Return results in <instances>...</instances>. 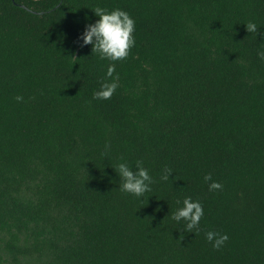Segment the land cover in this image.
Returning a JSON list of instances; mask_svg holds the SVG:
<instances>
[{
  "label": "trees",
  "instance_id": "obj_1",
  "mask_svg": "<svg viewBox=\"0 0 264 264\" xmlns=\"http://www.w3.org/2000/svg\"><path fill=\"white\" fill-rule=\"evenodd\" d=\"M97 6L134 19L124 60L81 45ZM258 48L264 0H0V264H264ZM138 160L142 198L115 171ZM185 196L204 207L191 232L171 218Z\"/></svg>",
  "mask_w": 264,
  "mask_h": 264
},
{
  "label": "clouds",
  "instance_id": "obj_2",
  "mask_svg": "<svg viewBox=\"0 0 264 264\" xmlns=\"http://www.w3.org/2000/svg\"><path fill=\"white\" fill-rule=\"evenodd\" d=\"M94 15L98 17L94 22L86 24L84 31L79 39L81 45H91L92 51H95L102 59L109 61L124 60L130 49L135 44L133 35L135 21L130 14L120 8H115L111 11L103 7H95ZM248 33L257 34L258 26L253 20H249L244 25ZM257 56L261 61H264V48L257 49ZM115 63H110L105 73L106 77H111L110 81H105L100 85V88L95 92V96L99 99H109L118 88L119 77L114 76ZM22 96L17 95L15 100L21 101ZM115 171L121 179L120 190L129 193L135 197L142 198L146 192L151 191L153 177L149 170L143 166V161L138 160L135 165V170L127 162H118L115 165ZM172 170L165 168L160 180L168 181ZM203 179L208 183L209 191L221 190L223 185L215 180H212L211 175H205ZM180 203V201H177ZM204 216V207L199 200L192 199L191 196H185L182 201V207L176 209L172 214V219L180 222H185V228L191 232L199 228L200 220ZM205 239L211 242L214 249L221 248L229 239L228 234L218 231L209 230L205 233Z\"/></svg>",
  "mask_w": 264,
  "mask_h": 264
},
{
  "label": "water",
  "instance_id": "obj_3",
  "mask_svg": "<svg viewBox=\"0 0 264 264\" xmlns=\"http://www.w3.org/2000/svg\"><path fill=\"white\" fill-rule=\"evenodd\" d=\"M24 8V6H22Z\"/></svg>",
  "mask_w": 264,
  "mask_h": 264
}]
</instances>
